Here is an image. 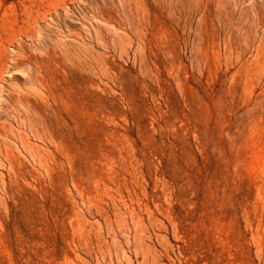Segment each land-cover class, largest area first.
Here are the masks:
<instances>
[{
  "label": "rangeland",
  "instance_id": "374dc122",
  "mask_svg": "<svg viewBox=\"0 0 264 264\" xmlns=\"http://www.w3.org/2000/svg\"><path fill=\"white\" fill-rule=\"evenodd\" d=\"M0 264H264V0H0Z\"/></svg>",
  "mask_w": 264,
  "mask_h": 264
}]
</instances>
